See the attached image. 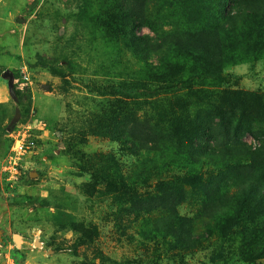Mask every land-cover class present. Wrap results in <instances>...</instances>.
Listing matches in <instances>:
<instances>
[{"label":"rangeland","instance_id":"obj_1","mask_svg":"<svg viewBox=\"0 0 264 264\" xmlns=\"http://www.w3.org/2000/svg\"><path fill=\"white\" fill-rule=\"evenodd\" d=\"M245 3L264 12L0 0V264H264L223 232L262 177L242 151L264 158V33L235 18ZM23 69L17 104L2 74ZM131 85L142 98L115 90ZM32 121L35 148L10 174L11 133Z\"/></svg>","mask_w":264,"mask_h":264},{"label":"trees","instance_id":"obj_2","mask_svg":"<svg viewBox=\"0 0 264 264\" xmlns=\"http://www.w3.org/2000/svg\"><path fill=\"white\" fill-rule=\"evenodd\" d=\"M245 4L247 9L243 12L238 11L235 18L246 20L247 23H251L258 32L263 34L264 12L258 14L255 11V3ZM134 40L136 41V38ZM140 89L137 85L115 88L117 93L133 100L142 98ZM24 98L29 100V96H24ZM14 99L17 104H22L24 100L18 96H15ZM200 128L202 130L207 129L205 126ZM242 153L246 157V161L242 162L245 165L244 168L259 166L261 168L260 176L262 177L259 180L252 178L250 181H246L238 196L233 198L235 205H233V211L227 216V223L223 226V232L228 233V237H235L241 241L244 247H252L255 243L258 245L256 251L260 253L259 255L264 256V158L258 160L251 153L248 154L244 151ZM231 160H236V157H229V161ZM240 161L236 160V162ZM184 241L185 236L179 235V238H176L173 244L184 245ZM196 243L200 244V241ZM173 244H170L169 248L176 247Z\"/></svg>","mask_w":264,"mask_h":264},{"label":"built area","instance_id":"obj_3","mask_svg":"<svg viewBox=\"0 0 264 264\" xmlns=\"http://www.w3.org/2000/svg\"><path fill=\"white\" fill-rule=\"evenodd\" d=\"M20 81L19 86L17 87L18 90H23V88L30 86L31 80L29 76L27 75L26 70H21L20 79L13 80L14 86L17 84L16 82ZM37 124V125H34ZM37 126V127H36ZM40 124L37 123V121H32L30 124L22 127V128H15L12 133V147H11V154L9 163V173L11 174L12 170H16V167L20 161V157L25 155L26 153L30 152L32 149L35 148V142L31 139L30 132L34 128L41 129Z\"/></svg>","mask_w":264,"mask_h":264},{"label":"water","instance_id":"obj_4","mask_svg":"<svg viewBox=\"0 0 264 264\" xmlns=\"http://www.w3.org/2000/svg\"><path fill=\"white\" fill-rule=\"evenodd\" d=\"M2 77H3L4 79H7V81H8V89H9V93H10V95H11L12 97H14V93H13V88H14V85H13V75L10 74V73H8V72H4V73L2 74ZM18 238H19L18 235H16V234L13 235V239H14V241H17V244H18ZM0 241H1V239H0ZM37 244H38V242L36 241V242H35V246H36Z\"/></svg>","mask_w":264,"mask_h":264}]
</instances>
